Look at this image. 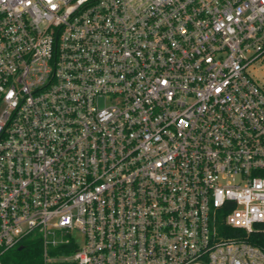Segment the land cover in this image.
I'll return each instance as SVG.
<instances>
[{
    "label": "built area",
    "instance_id": "built-area-1",
    "mask_svg": "<svg viewBox=\"0 0 264 264\" xmlns=\"http://www.w3.org/2000/svg\"><path fill=\"white\" fill-rule=\"evenodd\" d=\"M263 59L264 0H0V264H264Z\"/></svg>",
    "mask_w": 264,
    "mask_h": 264
},
{
    "label": "trees",
    "instance_id": "trees-1",
    "mask_svg": "<svg viewBox=\"0 0 264 264\" xmlns=\"http://www.w3.org/2000/svg\"><path fill=\"white\" fill-rule=\"evenodd\" d=\"M249 239L254 243L264 247V231L259 234H252ZM42 251L41 243L37 241H27L22 249H15L9 252L5 258L6 264H34L40 259Z\"/></svg>",
    "mask_w": 264,
    "mask_h": 264
},
{
    "label": "rangeland",
    "instance_id": "rangeland-1",
    "mask_svg": "<svg viewBox=\"0 0 264 264\" xmlns=\"http://www.w3.org/2000/svg\"><path fill=\"white\" fill-rule=\"evenodd\" d=\"M251 74H253L258 80L259 82L262 84L263 88H264V59L260 62H257L253 68L250 69ZM79 234V233H76ZM81 235V234H79ZM34 238L33 237H29L27 241H32ZM79 243L82 245L83 244V238L82 235L79 238Z\"/></svg>",
    "mask_w": 264,
    "mask_h": 264
},
{
    "label": "water",
    "instance_id": "water-1",
    "mask_svg": "<svg viewBox=\"0 0 264 264\" xmlns=\"http://www.w3.org/2000/svg\"><path fill=\"white\" fill-rule=\"evenodd\" d=\"M22 248H23V246H20V247H19V249H22Z\"/></svg>",
    "mask_w": 264,
    "mask_h": 264
}]
</instances>
